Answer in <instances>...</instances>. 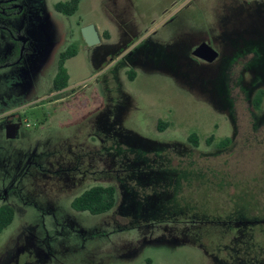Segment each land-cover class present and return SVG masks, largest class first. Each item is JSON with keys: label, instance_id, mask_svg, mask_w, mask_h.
Instances as JSON below:
<instances>
[{"label": "rangeland", "instance_id": "1", "mask_svg": "<svg viewBox=\"0 0 264 264\" xmlns=\"http://www.w3.org/2000/svg\"><path fill=\"white\" fill-rule=\"evenodd\" d=\"M68 1L17 0L21 21L0 15V51L12 26L40 34L21 77L0 59V115L30 102L17 138L0 139V206L14 212L0 264H264V96L251 105L264 90V0L54 9ZM87 24L97 45L82 39ZM203 41L211 63L191 54ZM70 48L68 86L42 97ZM94 185L115 188L113 207L74 210Z\"/></svg>", "mask_w": 264, "mask_h": 264}, {"label": "trees", "instance_id": "2", "mask_svg": "<svg viewBox=\"0 0 264 264\" xmlns=\"http://www.w3.org/2000/svg\"><path fill=\"white\" fill-rule=\"evenodd\" d=\"M78 3L79 0H69L68 2H57L54 5V9L65 15H71L77 10ZM73 55H75L74 48L73 49L70 48L68 52L62 53L60 55L58 62V72L54 78V82L56 84L57 89L63 87L67 82L69 76L67 74L66 68L64 67V61L67 58L72 57ZM132 76L133 74L130 73V78ZM263 96H264L263 89L256 90L255 94L251 99V105L255 110H258L260 108V103ZM188 139L193 143V145L196 143V138L194 135L188 136ZM227 143H229V138H225L224 140L220 141L218 146L222 147L225 146ZM242 197L243 196H239L238 199L239 200L241 199L245 202V198L243 199ZM252 200L253 203L254 199ZM114 201H115V188L113 186L94 185L83 190L79 195L75 196L71 201V207L76 211H88L91 214H101L111 209L114 205ZM246 204L247 206L251 205L249 203ZM253 205L254 203L252 204V206ZM13 216H14V212L12 207L8 205L0 206V231L6 228L12 222ZM210 220L217 221L213 217H210ZM218 221L221 223L223 221L226 224V221L228 222V219L224 218ZM254 243L257 242L254 241Z\"/></svg>", "mask_w": 264, "mask_h": 264}, {"label": "flooded vegetation", "instance_id": "3", "mask_svg": "<svg viewBox=\"0 0 264 264\" xmlns=\"http://www.w3.org/2000/svg\"><path fill=\"white\" fill-rule=\"evenodd\" d=\"M17 1V0H16ZM15 0H0V15L1 16H6L7 14L10 16H14L16 15L17 16V19L18 21H21L20 17L23 15V12H24V7L23 6H20ZM17 10V11H16ZM7 11H9L7 13ZM38 13L40 14V12L38 11ZM4 25H2L0 23V27L3 28ZM24 26H28V25H24L23 24V27ZM31 26V25H30ZM13 29H10V36L9 37V41L7 42V46H8V51H4L6 50L7 48L4 47V49L2 50L3 51V54L1 55L0 54V59H2V62H3V66H12L13 67V75L15 74L16 76H20L21 77V73H22V70L27 68V63L26 61H24V57L25 56H30V57H34L36 56L37 54V50H38V46L35 45L33 48V44L36 43V41L39 39V36L40 34H34V36H31V35H24V34H21V33H17L18 31H16V26H12ZM21 27V28H23ZM4 29V28H3ZM26 29V28H24ZM4 34L3 33H0V37H3ZM8 39V38H7ZM12 44V46H11ZM15 47H17L19 50V53L18 56H16L14 53V49ZM194 49V48H193ZM0 51V53L2 52ZM217 51V50H216ZM259 49H256L254 52L256 53H259ZM192 52V51H191ZM218 52V51H217ZM43 53V52H41ZM34 55V56H33ZM41 55V54H40ZM218 56H219V53H218ZM24 62V63H23ZM58 62H59V58L57 59V67H56V70H54V68L52 67L50 69V71L47 73L48 75H52L50 81L49 79H44V82H46L48 85V88H51V91L49 92L48 89L44 88L43 91H46V93L42 96V97H49L51 96L53 93H56V92H59L63 89H65L67 86H68V82L65 83V85L63 87H61L60 89H57L56 88V84L54 82V78L58 72ZM22 64V66H20ZM25 64L24 68H23V65ZM69 78V77H68ZM68 81V79H67ZM46 86V87H47ZM40 99V98H39ZM38 100V99H37ZM58 101L57 99H54V100H51L49 102H46L48 104L52 103V102H56ZM30 103V102H29ZM29 103H22V104H19L17 105L16 107L14 108H11L9 109L5 114H2L0 115L1 117V120H0V130L2 131V134H0V139H1V136H3V138L5 139L4 142H10L14 139L17 138V135H18V119L20 121V115H19V109L21 107H23L24 105L26 104H29ZM23 111V110H22ZM9 124H14V137L10 138V137H7L6 136V126L9 125ZM7 191V190H5ZM10 206V205H8ZM12 207V206H10Z\"/></svg>", "mask_w": 264, "mask_h": 264}, {"label": "water", "instance_id": "4", "mask_svg": "<svg viewBox=\"0 0 264 264\" xmlns=\"http://www.w3.org/2000/svg\"><path fill=\"white\" fill-rule=\"evenodd\" d=\"M80 33L83 41L88 46L97 45L100 43L101 38L99 32L93 24H87L81 27ZM191 54L201 59L205 62L211 63L218 57V52L210 46L207 42H200L197 46L194 47ZM14 124H9L6 126V136L14 137Z\"/></svg>", "mask_w": 264, "mask_h": 264}]
</instances>
